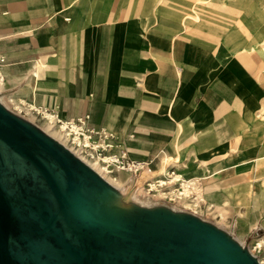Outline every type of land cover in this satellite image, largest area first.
Masks as SVG:
<instances>
[{"label": "crops", "instance_id": "crops-1", "mask_svg": "<svg viewBox=\"0 0 264 264\" xmlns=\"http://www.w3.org/2000/svg\"><path fill=\"white\" fill-rule=\"evenodd\" d=\"M228 33L189 39L139 0H0L2 72L33 84L27 99L62 119L88 115L131 159H152V174L202 177L205 200L223 207L216 223L241 242L264 213V56ZM152 174L132 186L117 173L143 196Z\"/></svg>", "mask_w": 264, "mask_h": 264}, {"label": "water", "instance_id": "water-1", "mask_svg": "<svg viewBox=\"0 0 264 264\" xmlns=\"http://www.w3.org/2000/svg\"><path fill=\"white\" fill-rule=\"evenodd\" d=\"M117 190L0 102V264H260L214 222Z\"/></svg>", "mask_w": 264, "mask_h": 264}, {"label": "rangeland", "instance_id": "rangeland-1", "mask_svg": "<svg viewBox=\"0 0 264 264\" xmlns=\"http://www.w3.org/2000/svg\"><path fill=\"white\" fill-rule=\"evenodd\" d=\"M197 1L198 0H188V1L187 0H144V1L139 0L141 4L143 2L144 13L147 15L149 19L151 20L158 19L165 22L176 23L181 30L184 29L185 34L189 39L200 41L202 43H207L208 45H210L216 43V38H220V36L223 33L229 32L228 34L231 33L232 35L231 34L230 35L233 37L237 35L236 37L233 38V40L239 43V45L243 44L242 47L254 46L264 56V0H224V3H221L219 0H209L204 4L197 3L196 5L198 10V15L200 17V23L196 26L192 24L190 25L189 23L182 21L183 19L182 16L184 13L182 11H185L187 8H189L192 4L196 3ZM176 12L178 14L174 15ZM171 15L172 17H169ZM262 78H264V74ZM21 81H23V77L7 78L4 75L3 78L4 83L0 89L1 101L5 103V105L10 111L22 117L23 119L29 121L30 123L34 124L40 129L44 130L42 128V122H44L46 118L40 116L39 113L38 114L33 113L29 115L24 113L23 111L18 112L16 108H14L15 103L9 99V96L11 95L17 101V104L21 105L23 109L25 107V104H23L25 101L33 102L27 99L30 93L29 92L30 88L28 86L27 87L24 86L23 83H19ZM13 85H17L18 91H16V88L12 87ZM263 163H264V159L260 161V164ZM261 181L260 180L257 181L256 188ZM251 184H253L252 181L248 183V185ZM119 187L123 188L124 190L123 189L122 190L125 193L117 190V193L115 194V203L117 199L116 197H118V192L121 193L122 198L124 196H126L127 198L126 200L124 199L123 201H121V204L120 203L119 205L117 204L118 206L132 207L134 205H138V206L162 205L161 199L153 198L149 195H146L145 193H144L145 195L143 196L141 194H137L134 192L131 193L127 191L128 185L123 184V181L121 182V185ZM259 190L263 191L262 196L259 195V201L261 203L262 200L264 204V187H260ZM130 193L135 197V199L138 202L136 201L132 202L133 200L131 199L132 196H130ZM176 206L179 208L178 210H182L177 204ZM222 210L223 207L217 205L216 212L218 213L221 212ZM255 238L264 239V213H262V217L258 220L256 228L254 229L253 233H251L247 239L242 240L241 243L250 248Z\"/></svg>", "mask_w": 264, "mask_h": 264}, {"label": "built area", "instance_id": "built-area-1", "mask_svg": "<svg viewBox=\"0 0 264 264\" xmlns=\"http://www.w3.org/2000/svg\"><path fill=\"white\" fill-rule=\"evenodd\" d=\"M6 62V57L0 54V80L4 75L2 67ZM22 106L14 108L18 112L23 111L26 114H40L45 117L44 112H50L55 116V125L62 132L67 130V140L60 142L72 151L77 157L96 161L97 164H104L107 172L114 176L124 171L129 173L133 181L132 186H136V181L142 173L152 174V159L137 160L131 159L123 145V142L113 133L104 128H93L87 126L88 115L77 116L73 118L62 119L58 114L44 105H36L34 102H24ZM65 124L62 127V124ZM202 177H185L176 171L174 167L167 168L159 174H152L143 181V190L146 195L153 198L169 201L177 204L180 209L193 213L203 219L216 223V220L222 218L221 212H216V206L205 200ZM249 251L258 259L260 264H264V239L255 238Z\"/></svg>", "mask_w": 264, "mask_h": 264}, {"label": "bare ground", "instance_id": "bare-ground-1", "mask_svg": "<svg viewBox=\"0 0 264 264\" xmlns=\"http://www.w3.org/2000/svg\"><path fill=\"white\" fill-rule=\"evenodd\" d=\"M95 1V0H94ZM144 1V0H143ZM188 1V0H187ZM207 1H209V0H198L196 3H194V4H192L189 8H187L185 11H182V12H184L183 13V16H182V21H184V22H187V23H189L190 25L192 24V25H198L199 23H200V17H199V15H198V10H197V3H201V4H204V3H206ZM221 3H224V0H219ZM191 2V1H190ZM92 3V2H91ZM94 3V2H93ZM126 3V2H125ZM143 3V2H142ZM218 3V2H217ZM168 4V3H167ZM167 7V6H166ZM183 7V6H182ZM198 7H200V6H198ZM135 8V7H134ZM165 8V7H164ZM153 9H154V7H153ZM168 10H170V9H168ZM202 10V9H201ZM211 11V10H210ZM134 12V11H133ZM153 12V11H152ZM171 12H172V10H171ZM171 12H169V13H171ZM200 12V11H199ZM210 13V12H209ZM132 14V13H131ZM165 14H166V12H165ZM171 14H173V13H171ZM176 14H178L177 12L174 14V15H176ZM208 15V14H207ZM130 16V15H129ZM128 16V17H129ZM114 17V16H113ZM112 17V18H113ZM169 17H172V15L171 16H169ZM154 18V17H153ZM181 18V17H180ZM155 19V18H154ZM175 19V18H174ZM179 19V18H178ZM202 21V20H201ZM204 22V21H203ZM182 23V22H181ZM144 24V23H143ZM183 25V24H182ZM141 26V25H140ZM145 28V27H144ZM198 29V28H197ZM240 33V32H239ZM238 33V34H239ZM232 35V34H231ZM237 36V35H236ZM236 36H234V37H236ZM232 37V36H231ZM245 40V39H244ZM244 42V41H243ZM220 43V42H219ZM243 44H241V46H242ZM38 76V73L37 72H35L34 73V77H37ZM36 79V78H35ZM3 80H0V89H1V87H2V85H3ZM35 87V86H34ZM30 89H33V84H31L30 85V87H29ZM31 92V91H30ZM9 99L11 100V101H13L14 103H15V105L17 106V108H20L21 106L19 105V104H17V101L10 95L9 96ZM0 102H2V104L3 105H5V103H3V101H1V98H0ZM6 106V105H5ZM7 107V106H6ZM44 114H45V117H46V119L44 120V122H42V128L44 129V131L47 133V134H49L50 136H52V137H54V138H56V139H58V140H60L61 142H63V143H65V141L67 140V135H66V133H67V130H65L64 132H62L61 131V129H59V128H57V126L55 125V116L52 114V113H50V112H44ZM26 116V115H25ZM247 125V124H246ZM65 126V124L63 123L62 124V127H64ZM195 137V136H194ZM174 140H176V139H174ZM200 141V140H199ZM173 143H175L174 141H173ZM195 143V142H194ZM199 143V142H198ZM198 143H196V144H198ZM180 157V156H179ZM256 160V159H255ZM261 160V159H260ZM83 161L85 162V163H87L90 167H92L97 173H99L106 181H108L111 185H113L115 188H117L118 189V191H122L123 192V188H120L119 186L121 185V182H122V180L118 177V176H114V175H112V174H109L108 172H107V167L104 165V164H97V162L96 161H93V160H90V159H86V158H83ZM256 167V166H255ZM255 169V168H254ZM251 176H252V174H251ZM260 186L261 187H264V179H262V181H261V184H260ZM123 189V190H122ZM245 189L246 190H248V192H252V190H253V185H247L246 187H245ZM129 191V190H128ZM120 192H118V197H117V201L118 202H121V201H123L124 199L126 200V196H124L123 198H122V196H121V193ZM123 193H125V192H123ZM126 195V194H125ZM249 195V194H248ZM128 196H129V193H128ZM130 196H132V202H138L136 199H135V197L133 196V195H131V193H130ZM218 223V222H217ZM217 223H215V224H217Z\"/></svg>", "mask_w": 264, "mask_h": 264}, {"label": "flooded vegetation", "instance_id": "flooded-vegetation-1", "mask_svg": "<svg viewBox=\"0 0 264 264\" xmlns=\"http://www.w3.org/2000/svg\"><path fill=\"white\" fill-rule=\"evenodd\" d=\"M38 261V260H37Z\"/></svg>", "mask_w": 264, "mask_h": 264}]
</instances>
